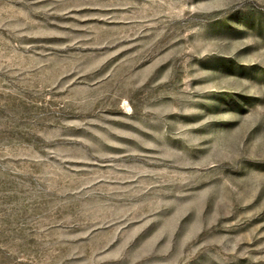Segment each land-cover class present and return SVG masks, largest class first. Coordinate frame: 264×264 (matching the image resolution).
Instances as JSON below:
<instances>
[{"label": "rangeland", "instance_id": "374dc122", "mask_svg": "<svg viewBox=\"0 0 264 264\" xmlns=\"http://www.w3.org/2000/svg\"><path fill=\"white\" fill-rule=\"evenodd\" d=\"M0 264H264V0H0Z\"/></svg>", "mask_w": 264, "mask_h": 264}]
</instances>
